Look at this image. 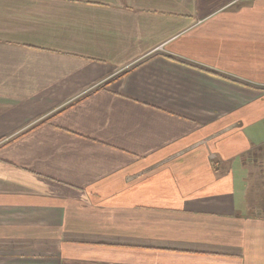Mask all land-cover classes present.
Masks as SVG:
<instances>
[{"label": "crops", "instance_id": "1", "mask_svg": "<svg viewBox=\"0 0 264 264\" xmlns=\"http://www.w3.org/2000/svg\"><path fill=\"white\" fill-rule=\"evenodd\" d=\"M258 86L264 0H0V264H264Z\"/></svg>", "mask_w": 264, "mask_h": 264}, {"label": "rangeland", "instance_id": "2", "mask_svg": "<svg viewBox=\"0 0 264 264\" xmlns=\"http://www.w3.org/2000/svg\"><path fill=\"white\" fill-rule=\"evenodd\" d=\"M240 6H238V7L240 9H242V8H246V7L250 6V4H246L244 2ZM231 12H234V11H231ZM255 88L258 89L259 92L264 93V86H258ZM9 138L10 137H8V139ZM6 140L7 139H5L4 141H6ZM247 152L249 153V155L247 154L246 156H249V158H257V162L255 164H253V163L249 164V166H250L249 170H252V172L257 175V179H258L257 181H255V182L252 181L250 183V188H254V189L258 188V190H259V192L257 191L255 193L257 195V197L250 199V204L256 205V206L262 204V207H264V144L261 146H255ZM248 163H250V162H248Z\"/></svg>", "mask_w": 264, "mask_h": 264}]
</instances>
